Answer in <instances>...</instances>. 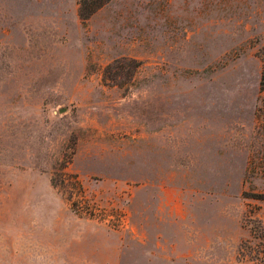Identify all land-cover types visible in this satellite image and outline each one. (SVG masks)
<instances>
[{
    "label": "rangeland",
    "instance_id": "1",
    "mask_svg": "<svg viewBox=\"0 0 264 264\" xmlns=\"http://www.w3.org/2000/svg\"><path fill=\"white\" fill-rule=\"evenodd\" d=\"M78 5L0 0V264H264V0Z\"/></svg>",
    "mask_w": 264,
    "mask_h": 264
},
{
    "label": "trees",
    "instance_id": "2",
    "mask_svg": "<svg viewBox=\"0 0 264 264\" xmlns=\"http://www.w3.org/2000/svg\"><path fill=\"white\" fill-rule=\"evenodd\" d=\"M107 1L108 0H79V5H78L79 17L82 20L88 18L97 8H99L101 5H103ZM253 194H258V193H253ZM250 235L254 237V234L251 231H250ZM248 258L252 260L254 259L252 256Z\"/></svg>",
    "mask_w": 264,
    "mask_h": 264
}]
</instances>
